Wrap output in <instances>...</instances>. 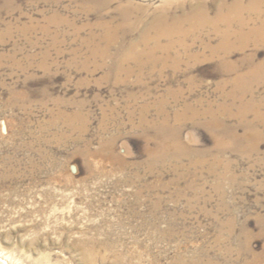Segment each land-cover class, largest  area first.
I'll return each instance as SVG.
<instances>
[{
  "label": "rangeland",
  "instance_id": "rangeland-1",
  "mask_svg": "<svg viewBox=\"0 0 264 264\" xmlns=\"http://www.w3.org/2000/svg\"><path fill=\"white\" fill-rule=\"evenodd\" d=\"M234 1L0 0V255L264 264V0L190 23Z\"/></svg>",
  "mask_w": 264,
  "mask_h": 264
},
{
  "label": "bare ground",
  "instance_id": "bare-ground-1",
  "mask_svg": "<svg viewBox=\"0 0 264 264\" xmlns=\"http://www.w3.org/2000/svg\"><path fill=\"white\" fill-rule=\"evenodd\" d=\"M93 2H99L100 0H92ZM223 5V4H222ZM257 4L256 5H247V6H243V0H235L234 1V3H233V5L232 6H230V7H219L220 8V10L217 12V14L215 15V17L213 18V19H210L209 17H208V15L206 14V12L205 11H203L202 9L196 14V16L194 15L193 17H195V18H193L192 17V19H190V21L192 20V22H190V23H192L193 24V26L192 27H194V28H200V27H202V28H204L203 26L204 25H207V24H209V25H211L213 28H214V30L215 29H218V25H219V23H221V25L222 24H227L228 25V23H231V21H230V19L229 18H227V16L229 17L230 15H227V14H225V15H227V16H225L224 14H223V12L224 11H226L227 10V12H228V14H231V15H234V16H236L240 21H238L239 23L238 24H240V26H242V28H243V26L244 25H246V22H245V20L243 21L242 19H241V15L243 14V12L244 13H247V12H254V11H257ZM166 11V10H165ZM125 12V11H124ZM124 16H126V14L124 15ZM168 17H171V16H159L158 17V19H156V21H154L153 23H152V26L154 27V26H157V25H159V24H161V25H163V27L157 32L160 36H162V35H164V36H166L167 35V38H168V36H172L171 34L172 33H175V31H177L174 27L175 26H173V28L174 29H170V27L169 28H167L166 27V22L167 21H169L168 20ZM232 18V17H231ZM243 18V17H242ZM166 19V20H165ZM170 19V18H169ZM229 19V20H228ZM236 19V18H235ZM235 19H234V21H235ZM138 20V19H137ZM174 22L175 21H177V19L175 18V19H172ZM141 21L142 20H139V24H141ZM127 22H128V20H127V17L125 18V21L123 22V26H125L126 24H127ZM137 22H135L134 23V26H136L137 25ZM184 22V21H183ZM222 22H224V23H222ZM228 22V23H227ZM176 23V22H175ZM233 23V22H232ZM225 24V25H226ZM121 25V24H120ZM249 25V24H248ZM152 27V28H153ZM160 27V26H159ZM191 27V26H190ZM191 27V28H192ZM209 28H210V26H208ZM227 27V26H226ZM230 27V26H229ZM150 28V27H149ZM148 28V29H149ZM177 28V27H176ZM238 28H239V26H238ZM237 28V29H238ZM245 28V27H244ZM103 29V28H102ZM154 29V28H153ZM152 29V30H153ZM155 29H156V27H155ZM159 29V28H158ZM179 29H181V28H179ZM226 29V28H225ZM240 29V28H239ZM105 30V29H104ZM192 30V29H191ZM194 30V29H193ZM200 30H201V28H200ZM229 30V29H228ZM227 29L226 30H224V31H222L223 32V35H226L227 36V34H228V31ZM241 30V29H240ZM149 31V30H148ZM156 31V30H155ZM179 31V30H178ZM199 31V30H198ZM216 31V30H215ZM219 31V30H218ZM218 31L216 32V33H218ZM234 31V30H233ZM243 31V30H242ZM181 32V31H180ZM244 32H245V30H244ZM156 33V34H157ZM176 33H178V32H176ZM194 33V32H193ZM196 33V32H195ZM194 33V34H195ZM237 33H243V32H238L237 31ZM248 33V32H247ZM246 33V34H247ZM145 34V33H144ZM149 34V33H148ZM147 34V35H148ZM188 34H189V32H188ZM221 35H222V33H220ZM231 34V33H230ZM245 34V35H246ZM249 34L250 35H255V34H257V35H259V37H260V35H262V34H264V32H262L261 31V27H258V28H254V29H252L250 32H249ZM153 35H155V34H153ZM158 35V36H159ZM174 35V34H173ZM239 35V34H238ZM243 35H244V33H243ZM242 35V36H243ZM248 35V34H247ZM256 35V36H257ZM150 36V35H149ZM148 36V37H149ZM163 36V37H164ZM255 36V37H256ZM105 37V36H104ZM146 35H143V39L142 40H140L143 44H144V41L146 42V44H150V42H148L147 43V40L149 39ZM224 37V36H223ZM228 37V36H227ZM239 37V36H238ZM245 37V36H244ZM262 37V36H261ZM113 38V37H112ZM120 38V37H119ZM148 38V39H147ZM153 38V37H152ZM152 38H150V39H152ZM170 38V37H169ZM222 38V37H221ZM251 38V37H250ZM257 38V37H256ZM264 38V37H263ZM110 39V38H109ZM149 39V40H150ZM224 39H226L225 37H224ZM246 39H247V37H246ZM260 38H258L257 40H259ZM154 40H158L157 39V37H156V39H154ZM153 40V41H154ZM255 41V40H254ZM157 42V41H156ZM260 42V41H259ZM111 43V42H110ZM158 43V42H157ZM156 43V44H157ZM137 45H139V43H131V45H130V47L133 49V48H135V47H138ZM142 45V44H141ZM140 45V46H141ZM154 46H156V45H154ZM144 47V46H143ZM147 47V46H146ZM157 47H158V45H157ZM169 48H170V46H168ZM139 48V47H138ZM153 48H155V47H153ZM106 49V48H105ZM143 49V48H142ZM141 49V50H142ZM139 50V49H138ZM144 50H145V48H144ZM149 50V49H148ZM167 50H169V49H167ZM102 51H105V50H102ZM132 51V50H131ZM134 51V50H133ZM150 51V50H149ZM107 53V52H106ZM136 53V52H135ZM145 53V52H144ZM152 53V52H151ZM105 54V53H104ZM133 54V53H132ZM140 54H142V53H140ZM153 54V53H152ZM106 56H108L107 54H105ZM150 56H152V55H150ZM149 56V57H150ZM127 57L129 58V56H127V55H121V57H120V59L121 60H123V59H127ZM141 57V56H140ZM145 57H147V56H145ZM148 57V58H149ZM134 58V57H133ZM152 58H153V56H152ZM227 58V57H226ZM132 59V58H131ZM155 59V58H154ZM154 59H152V60H154ZM114 60H116V59H114ZM139 60V59H138ZM117 61H120V60H117ZM127 61V60H126ZM123 62V61H122ZM139 62H141V61H139ZM153 62V61H152ZM142 63V62H141ZM150 63V62H149ZM155 63H157V62H155ZM154 62H153V64H155ZM152 64V65H153ZM162 64V63H161ZM163 64H165L164 62H163ZM119 65H121V62H120V64ZM137 65H138V63H137ZM143 66V65H142ZM261 66V65H260ZM140 67V66H139ZM258 67H259V65H258ZM255 69H259V68H255ZM261 69H263V68H261ZM117 71V70H116ZM254 71V70H253ZM260 70H258V72H259ZM262 71V70H261ZM255 72V71H254ZM248 74H250V73H248ZM252 74V73H251ZM256 74V73H255ZM244 76V75H243ZM247 77V76H246ZM241 79V78H240ZM238 80V79H237ZM242 80V79H241ZM250 80V79H249ZM252 80V79H251ZM243 81V80H242ZM237 82V81H236ZM247 82V81H246ZM238 83H239V81H238ZM241 83V82H240ZM236 84V83H235ZM236 86V85H235ZM237 87H238V85H237ZM240 87V86H239ZM243 95V94H242ZM189 110V109H188ZM207 114V113H206ZM166 121V120H165ZM164 124V123H163ZM219 124V123H218ZM221 126V125H220ZM164 128H165V125H162L161 126V130H164ZM175 138H174V143H173V145L175 146V148L176 149H178V150H182L183 149V146L181 145V143H179V140H178V136L175 134V136H174ZM159 140L161 141V143H159V145L160 146H164L165 147V149L166 148H168L167 147V145H165V142H167V140H168V138H166V137H164V136H162V135H159ZM168 151V150H167ZM159 153H161V154H167V152L165 151V150H162V151H160ZM79 243H82L83 244V246H78V250H79V252H80V256H81V262L83 263V264H96L98 261H100V259H101V254H100V245H101V243L98 241V239H94V240H86V239H81L80 240V242ZM9 258L10 257H6V256H2V255H0V260L4 263V264H11L12 262H10L9 261ZM190 262H192V261H190ZM14 264V263H13ZM38 264H46V263H44V261H39L38 262Z\"/></svg>",
  "mask_w": 264,
  "mask_h": 264
},
{
  "label": "water",
  "instance_id": "water-1",
  "mask_svg": "<svg viewBox=\"0 0 264 264\" xmlns=\"http://www.w3.org/2000/svg\"><path fill=\"white\" fill-rule=\"evenodd\" d=\"M0 264H4V263L0 260Z\"/></svg>",
  "mask_w": 264,
  "mask_h": 264
}]
</instances>
